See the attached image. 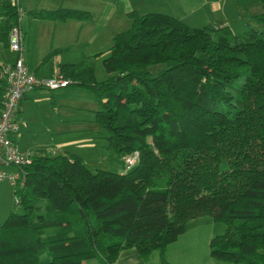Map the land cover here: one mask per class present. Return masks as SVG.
Returning <instances> with one entry per match:
<instances>
[{
  "label": "trees",
  "instance_id": "trees-1",
  "mask_svg": "<svg viewBox=\"0 0 264 264\" xmlns=\"http://www.w3.org/2000/svg\"><path fill=\"white\" fill-rule=\"evenodd\" d=\"M262 28L196 27L159 11L128 12L98 79L91 59L62 62L71 85L95 94V120L117 157L137 150L121 172L90 169L81 155L37 151L21 166L19 210L0 223V264H113L135 247L160 253L188 219L226 224L210 237L214 259L264 264V0ZM34 18L91 19L88 10L29 9ZM18 3L0 0V49L20 25ZM65 47H53L46 62ZM164 63L152 75L148 66ZM2 68L3 63H0ZM5 81L0 77V97ZM94 258V263L87 260Z\"/></svg>",
  "mask_w": 264,
  "mask_h": 264
},
{
  "label": "rangeland",
  "instance_id": "rangeland-1",
  "mask_svg": "<svg viewBox=\"0 0 264 264\" xmlns=\"http://www.w3.org/2000/svg\"><path fill=\"white\" fill-rule=\"evenodd\" d=\"M149 1L155 4L148 6L147 9L176 15L191 26L215 27L222 23L228 24L235 33L243 32L249 27L262 28L261 23L252 18L253 14L259 13L263 9L259 0H216L215 4L212 3L213 0ZM130 21V18L125 14H118L115 20L104 30L106 33L102 34L96 41V48L91 49V51L93 49L95 52L99 51L98 53L102 52L94 60L95 73L98 79H103L108 75L102 64V58L107 54L106 49L111 46L114 34L128 28ZM2 52L5 53L6 58L11 57L8 51L2 50ZM50 59L46 61V70H49L52 65ZM164 66V63H152L148 66V70L154 75ZM53 72L47 76L52 75ZM84 90L88 95L78 100L74 101L67 97L54 103L61 119L57 123L54 116L45 115L44 119L48 123L49 121L52 123L48 130L40 125V116L36 104L33 103L29 115V125L32 131L31 133L25 132L19 141L20 147L30 151L46 149L49 150L47 152H51L56 149L54 146L58 143L56 140L59 139L60 142L66 143V145H61V149L64 148L81 155L90 169L104 168L118 172L126 170L127 165L124 162V157H117L108 148L107 130L95 120V110L99 105L97 97L90 90L85 88ZM45 101L39 103V110L51 111V100ZM13 168L12 165L8 166L10 170ZM18 185V183L12 184L8 178L0 181V223L10 210L20 209L19 204L15 201V197L19 198V195L14 193V189ZM225 227L226 224L223 221L214 220L208 214L188 219L183 232L170 242L164 250V258L167 260V264H240L217 260L210 255V237L222 233ZM95 261L94 258L87 260L88 263ZM148 264H160L158 250L152 251Z\"/></svg>",
  "mask_w": 264,
  "mask_h": 264
},
{
  "label": "crops",
  "instance_id": "crops-1",
  "mask_svg": "<svg viewBox=\"0 0 264 264\" xmlns=\"http://www.w3.org/2000/svg\"><path fill=\"white\" fill-rule=\"evenodd\" d=\"M216 2V0H213L212 3L215 4ZM152 4L155 3L149 0H18L19 8L23 12L20 15V22L26 64L37 75L47 76L57 70L58 64L62 62H77L83 59L94 61L102 52L98 53L99 51L95 52V49L92 51L91 49L96 48V41L102 34L106 33L104 30L115 20L118 14L123 13L129 17L128 12L133 9L141 13L148 12L151 11L147 9L148 6ZM61 7L88 10L92 18L87 20L75 18L64 20L39 19L31 17L25 12L29 9H57ZM54 46L65 48L51 57L52 65L49 70H46L47 62H42V56ZM106 50L108 52L109 47ZM4 51H8L11 57L6 58L5 53L0 49V63H3V65L14 58V53L9 48ZM84 91V88L71 84L57 89L38 87L28 91L19 102L16 114L18 126L17 130L12 133V138L19 149L24 150L20 147L19 141L23 138L25 132L29 131L31 133L32 131L29 125V115L33 103L36 104L40 116V125L48 130L52 123L50 121L48 123L44 119L45 115L54 116L57 123L61 119L54 103L67 97L74 101L78 100L88 95ZM47 99L51 100V111L39 110V103L46 102ZM33 132L35 133V130ZM56 141L58 143L54 147L57 151H68L64 148L61 149V145H66V143L60 142L59 139ZM40 150L49 151L46 149L33 151ZM6 168L8 169V166ZM149 257L150 255L145 259L135 247H127L119 252L113 264H148Z\"/></svg>",
  "mask_w": 264,
  "mask_h": 264
},
{
  "label": "built area",
  "instance_id": "built-area-1",
  "mask_svg": "<svg viewBox=\"0 0 264 264\" xmlns=\"http://www.w3.org/2000/svg\"><path fill=\"white\" fill-rule=\"evenodd\" d=\"M18 3V0H11ZM9 50L14 53V58L5 63L0 76L5 81V88L0 97V181L8 178L12 184H22L24 171L21 166L29 163L35 151L20 150L12 138V133L17 130L16 114L20 100L30 90L38 87L57 89L67 86L71 79L55 70L50 76H39L30 70L25 61L23 34L20 25H13L9 32ZM51 152H57L52 150ZM139 153L133 151L124 157L127 166H132L138 161ZM14 166L8 170L6 166ZM18 202V198L15 197Z\"/></svg>",
  "mask_w": 264,
  "mask_h": 264
}]
</instances>
